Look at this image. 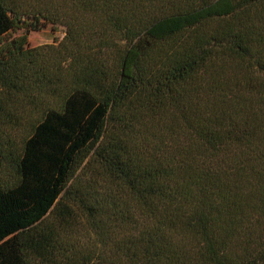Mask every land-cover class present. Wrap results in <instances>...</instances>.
<instances>
[{
  "label": "trees",
  "instance_id": "obj_1",
  "mask_svg": "<svg viewBox=\"0 0 264 264\" xmlns=\"http://www.w3.org/2000/svg\"><path fill=\"white\" fill-rule=\"evenodd\" d=\"M64 2L55 104L75 28L0 0V264H264V0Z\"/></svg>",
  "mask_w": 264,
  "mask_h": 264
},
{
  "label": "rangeland",
  "instance_id": "obj_2",
  "mask_svg": "<svg viewBox=\"0 0 264 264\" xmlns=\"http://www.w3.org/2000/svg\"><path fill=\"white\" fill-rule=\"evenodd\" d=\"M46 2L53 7L54 13L60 16L64 22L71 23L75 28L73 34V41L58 45L60 49L50 57L51 71L54 77V87L52 91V101L58 104L61 98L68 92L71 87L72 76L81 69L96 66L95 55L92 53H82L79 50L81 42V33L78 22L70 7L64 0H46ZM24 32V29H17L12 32L13 35ZM27 40L30 46L39 45L43 43H53L57 45L58 41L64 34L63 25L44 24L39 30H27ZM6 92L0 90V108L6 99Z\"/></svg>",
  "mask_w": 264,
  "mask_h": 264
}]
</instances>
